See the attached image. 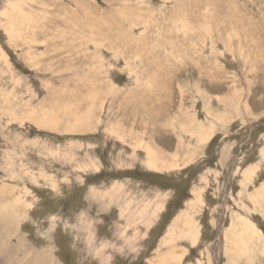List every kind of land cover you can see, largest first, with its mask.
I'll use <instances>...</instances> for the list:
<instances>
[{"label": "rangeland", "instance_id": "obj_1", "mask_svg": "<svg viewBox=\"0 0 264 264\" xmlns=\"http://www.w3.org/2000/svg\"><path fill=\"white\" fill-rule=\"evenodd\" d=\"M0 264H264V0H0Z\"/></svg>", "mask_w": 264, "mask_h": 264}]
</instances>
